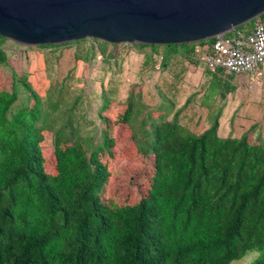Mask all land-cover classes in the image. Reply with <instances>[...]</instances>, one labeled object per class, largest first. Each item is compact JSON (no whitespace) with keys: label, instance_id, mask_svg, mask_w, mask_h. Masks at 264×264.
Segmentation results:
<instances>
[{"label":"trees","instance_id":"16d2710c","mask_svg":"<svg viewBox=\"0 0 264 264\" xmlns=\"http://www.w3.org/2000/svg\"><path fill=\"white\" fill-rule=\"evenodd\" d=\"M214 40L134 45L164 48L165 66L178 52L194 62V45ZM223 72L205 70L210 96L236 90ZM23 87L29 104L12 110L17 83L0 85V264H230L251 252L250 264H264V141L251 127L221 137L215 119L195 134L178 111L154 110L144 148L131 124L139 99L105 97L101 141L88 152L39 128L41 101Z\"/></svg>","mask_w":264,"mask_h":264},{"label":"rangeland","instance_id":"374dc122","mask_svg":"<svg viewBox=\"0 0 264 264\" xmlns=\"http://www.w3.org/2000/svg\"><path fill=\"white\" fill-rule=\"evenodd\" d=\"M104 42L86 38L41 47L5 40L1 48L7 62L0 64V85L9 90L13 79L17 83L18 98L12 110L29 104L23 87L24 82L28 83L41 101L37 126L58 133L62 139H82L89 152L101 141L103 123L98 114L105 97L120 103L132 94L141 102L142 86H145L150 97L147 98L157 103L162 93L159 86L176 74L173 67L167 69L162 65L164 48L154 51L134 43ZM173 56L178 63V54L169 59ZM205 70L200 88L210 81ZM232 80L236 90L227 94L225 108L228 105L229 108L222 135L226 129L230 132L223 137H239L251 127V135L264 141V71ZM218 101L220 97L216 95L215 103ZM151 120L146 109L136 106L131 124L137 144L144 148H149L153 140ZM195 126L198 127L196 123ZM257 255L251 252L230 264H250Z\"/></svg>","mask_w":264,"mask_h":264},{"label":"water","instance_id":"95a60500","mask_svg":"<svg viewBox=\"0 0 264 264\" xmlns=\"http://www.w3.org/2000/svg\"><path fill=\"white\" fill-rule=\"evenodd\" d=\"M263 13L264 0H0V36L29 46L193 43Z\"/></svg>","mask_w":264,"mask_h":264},{"label":"crops","instance_id":"0c3cea01","mask_svg":"<svg viewBox=\"0 0 264 264\" xmlns=\"http://www.w3.org/2000/svg\"><path fill=\"white\" fill-rule=\"evenodd\" d=\"M251 26L252 24L247 28H251ZM199 46L205 50L209 47V44L204 43ZM177 54V57H179L178 63H175L177 58L173 56L167 60L164 66L167 69L173 67V69H176V74L173 73L172 77L166 78L163 84L159 86L162 89L159 101L156 103V101L149 100L147 98L149 96L144 90L145 86H142L144 87L142 88V98L137 106L146 109L148 116L151 111L164 110L167 113V119H172L174 113L178 111V122L195 134L203 132L217 119V134L221 137L227 135L230 129H226V133L222 135L224 117L228 114L229 108V105L225 108L227 95L223 99L220 98V102L215 103L216 95L215 97L210 96L207 89L209 82L206 81L205 87H199V84L206 77L204 74L206 68L201 66V63L197 60L192 62L186 59L183 53L178 52ZM261 70L264 71V65L260 66L254 74H258ZM195 123L198 127L195 126Z\"/></svg>","mask_w":264,"mask_h":264},{"label":"built area","instance_id":"2783aa9c","mask_svg":"<svg viewBox=\"0 0 264 264\" xmlns=\"http://www.w3.org/2000/svg\"><path fill=\"white\" fill-rule=\"evenodd\" d=\"M227 33L216 36L205 50L195 45L192 59L208 70L221 68L237 79L256 73L264 65V21L256 17L250 29L234 28Z\"/></svg>","mask_w":264,"mask_h":264}]
</instances>
